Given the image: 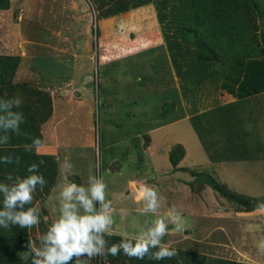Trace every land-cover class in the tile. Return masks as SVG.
<instances>
[{"label": "rangeland", "instance_id": "obj_1", "mask_svg": "<svg viewBox=\"0 0 264 264\" xmlns=\"http://www.w3.org/2000/svg\"><path fill=\"white\" fill-rule=\"evenodd\" d=\"M236 1L238 10L222 16L224 25L200 24L194 14L198 0H11L8 10H0V51L19 57L13 82L27 83L33 92L21 97L36 105L33 95H49L52 104V115L40 130L42 153L56 157L57 176L47 194L36 193L41 223L29 230L35 245L59 216L63 186L72 181L87 186L96 176L104 179L113 202V235L133 236L159 218L169 227L165 244L202 256L201 261L184 256L191 264H264L256 247L264 238V214L224 199L192 175L210 177L242 200L264 199V93L237 100L222 88L239 85L249 59L264 58V0ZM147 7L167 53L148 62L157 63L154 68L137 74L147 96L134 104L127 77L136 71L129 74L126 68L143 59L129 55L151 42L143 40L133 50L100 44L99 25ZM216 10L207 12L215 15ZM123 28L120 19V34ZM169 63L184 106L176 103ZM161 89L163 95L148 98ZM170 101L175 108L166 104L170 112L162 115V105ZM140 109L154 119L137 121ZM66 157L73 165L71 175L60 168ZM143 185L162 198L155 215L138 211L143 202L136 195ZM173 207L187 222L183 232L174 231ZM249 224L256 227L244 231ZM91 264H100L99 258ZM105 264H111L108 257Z\"/></svg>", "mask_w": 264, "mask_h": 264}, {"label": "clouds", "instance_id": "obj_2", "mask_svg": "<svg viewBox=\"0 0 264 264\" xmlns=\"http://www.w3.org/2000/svg\"><path fill=\"white\" fill-rule=\"evenodd\" d=\"M23 98L19 95L0 98V146L8 145L12 135L32 142L20 145L25 152L39 155L45 147L39 137H31L22 131L21 126L27 120L22 111ZM19 156L5 155L0 162L20 163ZM33 162L28 166L30 175L26 177L8 174L0 182L2 210H0V227L9 229L19 226L21 229H33L41 223V210L34 204L37 189L42 192L47 185L45 177L40 174V165ZM62 173L71 175L73 165L67 157L60 165ZM161 196L155 188L143 185L138 189L136 200L143 202L138 209L141 214L155 215L161 206ZM171 223L174 231L183 232L187 222L175 207L171 210ZM254 213L264 214V202L258 203ZM47 219V217H45ZM113 202L108 199V186L102 177L90 176L87 186L75 181L63 186L59 193V216L50 224L47 231L40 236L37 246L29 238L23 245L26 249L20 253L24 264H91L99 258L105 264L108 256L118 257L121 252L128 258L143 260L171 259L177 255L175 249L165 244L164 237L169 233L168 224L163 219H155L152 226L141 229L137 234H122L118 243L109 246L106 236L114 232ZM255 225H246L244 231H251ZM260 255H264V238L256 245ZM155 249V251H153Z\"/></svg>", "mask_w": 264, "mask_h": 264}, {"label": "trees", "instance_id": "obj_3", "mask_svg": "<svg viewBox=\"0 0 264 264\" xmlns=\"http://www.w3.org/2000/svg\"><path fill=\"white\" fill-rule=\"evenodd\" d=\"M207 3L208 2H204L202 4V0H198V4L194 11L195 18L198 22H200V24H207L208 21H213L215 23H219L220 25H224L225 20H223L222 16H224V14H226V12L230 9L235 11L238 10L236 0H220L219 2L212 5H208ZM241 4L244 3L242 2ZM215 5H218V7ZM9 8L10 0H0L1 11L8 10ZM215 8L217 9L215 15L207 12L208 10ZM167 47H169V44ZM169 48L171 52V47ZM171 61L172 63H175L174 57H172ZM19 63L20 59L18 56L0 55V98H11L23 92H25L26 95L33 94L31 86L27 83L14 84L13 82ZM222 88L225 89L233 99L237 100H242L264 93V58L249 59L244 66L243 78L239 85L232 87L229 84H223ZM33 97L34 99H37L35 100L36 105L29 103L32 101H29V97H22L23 104L22 107L18 109V111H22L25 114L27 122L22 125L21 128L22 131L27 132L31 137H39L43 141L40 126L45 123L52 115L51 98L49 95H45L43 97L40 95V97H38L37 93L35 96L33 95ZM166 107V104H164L162 111L165 110V113L163 112L162 115H167L170 112V109ZM197 111H200V109L197 108L195 113ZM31 142V140H25L22 137L12 135L8 145L0 146V157L5 155H13L19 156L21 158L19 164L15 162L11 164L0 162V182H3L8 174H12L14 177H26L30 175V173L27 171L28 166L33 162L39 163L40 160H43L44 163L40 165L39 172L45 177L47 181V185L45 186L43 192V194H47L48 190L55 183V178L57 176V159L54 155H37L34 151L31 153L25 152L22 147H19L22 144H30ZM192 175L198 181L203 182L213 191L217 192L221 197L230 202H234L237 205L248 209H254L258 203L264 202V199L257 201L242 200L241 196L232 193L225 186L217 183L210 177L199 173H193ZM38 191L39 187L37 189V192ZM37 196L39 197V194H37ZM2 207V196H0V210H2ZM121 238L122 237L116 235L106 236L109 246L113 243H118ZM28 239L29 229H21L19 226H10L9 229L0 227V264H24V262L20 259V253L26 250L23 245L28 241ZM153 251H155V249ZM176 253L177 255L171 259L158 261L148 258L143 260L134 258L130 259L125 256L123 252H121L118 257L108 256V262L111 264H191V261L187 260L184 256L198 261L203 259L202 256L192 252L177 251ZM28 264H31V259H29ZM214 264L246 263L231 260H215Z\"/></svg>", "mask_w": 264, "mask_h": 264}, {"label": "crops", "instance_id": "obj_4", "mask_svg": "<svg viewBox=\"0 0 264 264\" xmlns=\"http://www.w3.org/2000/svg\"><path fill=\"white\" fill-rule=\"evenodd\" d=\"M10 4H11V0H10ZM147 10H149V12H150L148 19L141 21L143 19V17H141V16L143 14L145 15V11H147ZM126 14H128V15H126ZM119 16L120 17L114 16V17H109V18L100 20L99 26H100V30H101V34H102L99 38L100 44H108V45H112V46H116V47L122 45L123 47L128 48V50H133V49H136V47L139 46V42H142L143 40L151 42V46H149L148 48H146L144 50L139 49V50L135 51L134 53H132L131 55H129L130 58L134 55L135 56L141 55V57L143 59L141 62L139 61L138 63H130L128 65L129 66L128 68H126L127 66H124V68L121 71V76H123V75L125 76V68L127 69L129 74H132L133 69H135V71H136V73L132 76V79L130 76L129 77L126 76L128 78L129 92L131 93V95L128 96V99L131 102L134 101L133 103L136 104L138 102L140 103V101L142 99L146 98V96H147L146 91H144L140 85L142 78H140L137 81V76L141 75V73L145 69V67L146 68H149V67L154 68V66L157 63H148V62L151 59H154V61H155L159 55L162 56L163 54H166L167 50H166V47L164 46L163 41H162L160 27L157 23V20H155L154 14L150 8H148L146 10L145 9L140 10L138 8L133 9V10L126 12L125 14L122 13ZM120 19H122L123 24H124L122 34H120L117 30L118 21H120ZM133 24H135V25H133ZM0 55H10V54H5L1 50ZM10 56H15V55H10ZM129 56L127 58H129ZM95 66L97 67V65H95ZM105 66H107V64L101 65L104 74H106L108 76L109 75L108 69ZM169 66L171 67V63H169ZM171 73H172V78H173V80H172L173 88H174L175 94H176V103H178L180 101L181 104L184 106L183 100H182V98L178 92V86L176 83V78L174 76V72H173L172 67H171ZM14 77H15V75H14ZM85 77H88V76H85ZM95 77H96V75H95ZM108 77H110V76H108ZM96 79H98V78L96 77ZM91 80L92 79L90 78V81ZM136 88L138 89L137 92L135 91ZM160 95H163L162 89L153 92L152 94H150L148 96V98H154V97H157ZM133 99H135V100H133ZM170 103H173V102L170 101V102H166L164 104H170ZM173 104H174V108H175V103H173ZM163 105H162V109H163ZM145 110L140 109V111H138L137 116L139 118L137 119V121L146 122L148 120L154 119L153 116H150L151 114H148ZM140 116H141V118H140ZM190 116H192V115H188V117H190ZM42 155H46V154L42 153ZM237 189L240 190L241 192L247 193V192L243 191V189L241 187L240 188L237 187ZM251 213H253V211Z\"/></svg>", "mask_w": 264, "mask_h": 264}, {"label": "water", "instance_id": "obj_5", "mask_svg": "<svg viewBox=\"0 0 264 264\" xmlns=\"http://www.w3.org/2000/svg\"><path fill=\"white\" fill-rule=\"evenodd\" d=\"M75 95H78V93L76 92Z\"/></svg>", "mask_w": 264, "mask_h": 264}]
</instances>
